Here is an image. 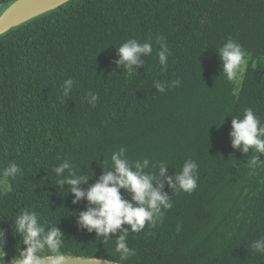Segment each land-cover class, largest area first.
I'll use <instances>...</instances> for the list:
<instances>
[{
  "label": "trees",
  "instance_id": "obj_1",
  "mask_svg": "<svg viewBox=\"0 0 264 264\" xmlns=\"http://www.w3.org/2000/svg\"><path fill=\"white\" fill-rule=\"evenodd\" d=\"M10 1L0 0V8ZM157 37L170 50L166 68ZM229 38L246 53L242 81H228L221 69L217 51ZM128 39L153 48L131 75L115 63L116 48ZM69 78L72 91L62 97ZM173 80L178 87H154ZM88 92L98 94L94 107ZM245 108L264 125V0H69L1 34L0 176L11 162L22 172L0 191L4 259L25 247L12 220L30 210L47 226L57 224L62 251L72 256L124 264H264V254L251 248L264 237V167L251 174L247 161L255 151L233 148L229 135L231 119L242 118ZM121 148L130 161L148 159L146 171L165 162V176L194 160L199 177L190 194L161 177L173 206L162 209L155 227L129 230L135 255L123 261L115 247L119 232L103 240L81 229L78 213L88 204H73L53 171L69 160L78 174L92 176L81 185L87 188Z\"/></svg>",
  "mask_w": 264,
  "mask_h": 264
},
{
  "label": "clouds",
  "instance_id": "obj_2",
  "mask_svg": "<svg viewBox=\"0 0 264 264\" xmlns=\"http://www.w3.org/2000/svg\"><path fill=\"white\" fill-rule=\"evenodd\" d=\"M156 42L160 45L157 53L159 63L166 68L170 50L163 42V37H157ZM116 49L119 60L115 63L129 75L137 72V68L144 64L142 56H150L153 52L150 42L140 43L136 39H128ZM217 52L227 80L242 81L247 63L242 46L229 38ZM179 83V80H173L170 85H166L154 81V87L164 92L166 87H178ZM73 85L74 80L71 78L63 82L62 97L70 95ZM86 96L88 103L94 107L98 94L88 92ZM229 135L233 148H239L245 154L249 150L255 151V155L247 161L251 174H255L257 168L264 167V160L258 159L256 155H264V125L251 108L244 109L242 118L231 119ZM110 159L111 165L103 167L102 174L87 188L81 185L86 184L92 176L78 174L69 160H64L53 171L57 177L55 184L67 186V194H72L73 204L82 199L88 204L86 210L78 213L76 223L81 229L95 232L96 237H102L103 240L119 232L115 247L123 261L135 255V249L129 248L127 244L129 230L138 233L146 223L155 227L158 221H162V209L172 208L170 196L162 191L164 183L173 190L192 193L197 188L198 164L194 160H186L180 172L173 177L164 175L167 170L165 162L152 165L155 171H146L151 162L148 159L130 161L123 148L113 152ZM18 175H22L21 168L15 162L9 163L0 176V191L10 190L9 180ZM161 177H164V183L160 182ZM121 190L127 193V197ZM12 221L13 235L18 234L25 247H19L18 255L12 257L10 264H64L68 254L62 251L65 238L57 224L47 226V222H41L36 211L30 210L22 211ZM5 236V230L0 229V264H4L6 256ZM251 248L264 254V237L252 242Z\"/></svg>",
  "mask_w": 264,
  "mask_h": 264
},
{
  "label": "water",
  "instance_id": "obj_3",
  "mask_svg": "<svg viewBox=\"0 0 264 264\" xmlns=\"http://www.w3.org/2000/svg\"><path fill=\"white\" fill-rule=\"evenodd\" d=\"M69 0H12L0 8V35L43 13L54 10ZM11 259H4L10 264ZM64 264H124L88 256L67 255Z\"/></svg>",
  "mask_w": 264,
  "mask_h": 264
}]
</instances>
